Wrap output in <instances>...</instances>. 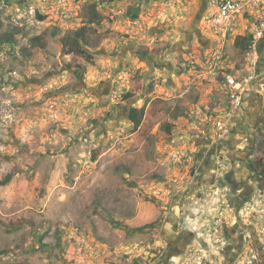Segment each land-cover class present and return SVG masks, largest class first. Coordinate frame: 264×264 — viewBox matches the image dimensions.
<instances>
[{"label": "rangeland", "instance_id": "obj_1", "mask_svg": "<svg viewBox=\"0 0 264 264\" xmlns=\"http://www.w3.org/2000/svg\"><path fill=\"white\" fill-rule=\"evenodd\" d=\"M170 1L67 0L64 12L56 0H0V41L6 33L16 39L0 45V180L13 174L0 183V264H264L257 174L236 192L248 202L222 214L228 238L214 235L216 213L191 215L197 190L186 185L196 152L179 150L176 162L173 138L160 130L164 121L174 132L184 128L173 114L188 87L190 102L223 101L219 78H198L206 69L192 64L204 56L208 0ZM93 2L105 18L88 24L82 9ZM84 25L89 61L76 40ZM37 35L44 46L31 44ZM229 54L242 70L243 52ZM145 103L148 114L135 129L129 108ZM149 106L161 110L156 117ZM242 126L241 148L228 147V169L231 155L245 168L251 147L253 157L264 152V127L254 130L250 118ZM101 146L106 151L92 159ZM193 220L204 223V234ZM186 239V250L174 254Z\"/></svg>", "mask_w": 264, "mask_h": 264}, {"label": "built area", "instance_id": "obj_2", "mask_svg": "<svg viewBox=\"0 0 264 264\" xmlns=\"http://www.w3.org/2000/svg\"><path fill=\"white\" fill-rule=\"evenodd\" d=\"M39 1V5L50 2ZM171 1L179 3L183 0ZM56 2L58 9L65 12L67 0ZM207 8L203 23L209 30L205 31L209 37V44L203 45L202 48L207 63L200 64L197 58L192 64L206 69L198 73V78H219L225 90L228 108L222 114L201 111L197 115V120L213 138L222 139L230 134L235 114L242 110L248 100H258L264 114V70L259 69L260 44L264 39V0H208ZM236 39L246 44L245 50L242 51L244 67L242 70L235 69L229 59L230 48L236 47ZM53 114L55 117L58 116L56 112ZM174 159L178 161V153L174 154ZM210 186V190L206 187L193 194L189 204L201 205L206 198L215 199L216 214L213 216L211 233L218 235L226 224L222 214L225 211L228 213V210L233 211V206L229 203L231 187L227 183Z\"/></svg>", "mask_w": 264, "mask_h": 264}, {"label": "crops", "instance_id": "obj_3", "mask_svg": "<svg viewBox=\"0 0 264 264\" xmlns=\"http://www.w3.org/2000/svg\"><path fill=\"white\" fill-rule=\"evenodd\" d=\"M206 35V34H205ZM206 37V46L209 44V37ZM261 49V60L259 64V69L264 70V39L261 41L260 44ZM204 56H201L197 59L200 64H206L207 61L204 58ZM221 90L223 91L222 96V102L218 103L215 102L214 104H208L209 102L205 103L202 101V99H197L196 101H188V99L184 98L185 105L187 108L188 117L186 115L180 116L176 118L173 123H176L178 121L179 124H183L184 128H182L180 125L178 126V129L176 132H173L170 136L171 142H174V146H176L175 152L177 153L179 150L183 154H191V152H196V174L193 175L189 181L188 185L186 187L188 188H195L194 190L201 191L204 188L215 185V184H224L228 183V176L232 177V180L236 182V185L238 188L236 190H242L243 187H245V178L251 176L254 174V171L249 167L243 168L241 166V161L239 159V156L231 155L233 158V165L230 169H228V150L232 151L236 146L237 139H240L244 134V126H242L245 121H247L248 118H250L253 121V128L256 129L255 124L259 120L260 126L264 127V114L262 113V110L260 108V104L258 100H248L241 111H239L237 114H235L232 122V128L230 134L225 136L222 139H215L213 138V135L207 131H205L204 128H201L199 125V122L197 120V115L201 113V111H212L218 114H222L225 110L228 108V100L225 95V90L223 85L219 82V80L216 83ZM187 90L190 92V88L184 89L180 95H177L178 97H183L185 94H187ZM200 94V95H199ZM201 96V93H197L194 98H199ZM224 97V99H223ZM188 103V104H187ZM215 105V106H214ZM242 124V125H241ZM241 125V126H240ZM239 126V127H238ZM236 127L238 129H236ZM241 129V130H239ZM198 131V132H195ZM230 139V140H229ZM169 141V140H168ZM198 142V146L195 145V143ZM181 144V146H179ZM232 146V150L228 147ZM238 149L241 148V144L237 143ZM236 146V147H237ZM179 147V148H178ZM181 148V149H180ZM190 152V153H189ZM174 153V154H176ZM233 153V152H232ZM224 160V161H223ZM177 162V160H175ZM179 161V159H178ZM246 172V173H245ZM241 177V178H238ZM254 179H256L254 174ZM257 186V185H256ZM256 186L251 187L252 190L256 188ZM239 192V191H238ZM235 198H238L240 201L245 199L242 194L235 193ZM215 199H209L206 202L199 205L197 208H195L194 212H191V215H194L195 217L198 215H201V217H212L213 212L216 213L215 206ZM200 212V213H199ZM200 217V218H201ZM199 218V217H198ZM202 219V218H201ZM194 225V229H197L200 231L199 233L204 234L203 231H201L202 227H198V222L195 220L191 221ZM226 235L228 236L229 227L228 225L224 226ZM231 233V232H230ZM187 240V239H186ZM185 243L188 242L184 241ZM185 243H183L185 245ZM183 246V245H182ZM182 249H178L174 251V254L176 252H179Z\"/></svg>", "mask_w": 264, "mask_h": 264}, {"label": "trees", "instance_id": "obj_4", "mask_svg": "<svg viewBox=\"0 0 264 264\" xmlns=\"http://www.w3.org/2000/svg\"><path fill=\"white\" fill-rule=\"evenodd\" d=\"M104 1L112 2V0H104ZM82 10H83V13L87 15L86 20L88 24L98 23L105 18V14L100 10L97 2L86 4ZM138 11H139L138 8H135L133 10L134 18L138 17ZM38 17L41 20L45 19V15H42V14H38ZM88 29L89 27L87 25H84L80 29H78L76 31V40L78 41V44L80 46L79 52L82 54L83 57H85L89 61V59H91L92 56L88 50L89 43H90L87 37ZM15 41L16 39L14 35H12L11 33H6L2 35L0 45H1V42L13 44ZM30 41L33 46H38V45L44 46V44L41 41L40 35L34 36L33 38L30 39ZM235 46L238 49H240V51H244L246 48L245 42L240 41V39H236ZM136 53L139 57L143 59L151 56V54L146 50H138ZM132 96H133L132 92L127 91L125 92L123 97L126 100L130 101L132 99ZM184 102L185 100L183 97L178 101V104L176 105L174 109L175 111L173 114L174 118H178L180 116L187 114V111H185L186 109L184 110V108L182 107V103ZM149 109H150V112H149L150 116H154V117H156L159 114L158 111H161L157 106L155 107L149 106ZM147 114H148V110L146 107V103L140 107L134 105L129 108L128 119L133 124L134 128L137 129L138 127L142 125V123L144 122V118L147 116ZM95 122H97V120H95ZM173 127H174V124H172L171 122L164 121L160 124V130L165 132L166 135L172 134ZM106 149L107 148L105 146H101V148L95 149L92 154V159H96L101 153L105 152ZM249 165L252 168V170L255 171L257 175L261 176L260 185L261 187H264V152L259 154L258 157H256V159L254 158L250 160ZM12 178H13V174L11 173L7 174L3 180H0V183L8 184L12 180Z\"/></svg>", "mask_w": 264, "mask_h": 264}, {"label": "flooded vegetation", "instance_id": "obj_5", "mask_svg": "<svg viewBox=\"0 0 264 264\" xmlns=\"http://www.w3.org/2000/svg\"><path fill=\"white\" fill-rule=\"evenodd\" d=\"M254 125V124H253ZM256 128L260 127V122L259 120L257 121V123L255 124ZM262 127V126H261ZM254 147H251V150L248 151V156H250V160L252 159H256V157H258V155H255L254 157L251 155V152L253 151ZM253 157V158H252ZM252 169V168H251ZM254 171V170H253ZM255 172V171H254ZM257 186L260 185V181H261V176L260 175H257ZM230 187H231V194L229 196V203L233 206L234 204L237 203V205H243L244 203L248 202L246 200L248 199H243L242 201H240L238 198H235V193L239 190H236V188H238L237 186H234L236 185V182H234L232 180V177L228 176V183H227ZM236 187V188H235ZM221 236L226 239L228 238V236L226 235V232H225V227L222 228V232H221ZM218 242H221V239L218 241ZM188 246V243H185V245L183 244V246L181 248H184L182 251L180 250V252H184L186 250V247ZM177 253V252H176ZM227 253H228V247H227ZM256 259V258H255ZM251 262L253 263V260L251 259ZM250 262V264H252Z\"/></svg>", "mask_w": 264, "mask_h": 264}]
</instances>
